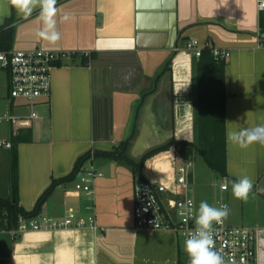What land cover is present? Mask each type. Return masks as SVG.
I'll return each mask as SVG.
<instances>
[{
    "label": "crops",
    "instance_id": "0c3cea01",
    "mask_svg": "<svg viewBox=\"0 0 264 264\" xmlns=\"http://www.w3.org/2000/svg\"><path fill=\"white\" fill-rule=\"evenodd\" d=\"M260 1L57 0L61 39L53 45L35 35L42 27L39 9L24 19L8 0H0V33L12 31L11 47L91 52L90 57L80 54L56 65L51 95L33 107L7 94L5 111L26 123L5 122L3 135L13 147L0 156L10 184L9 194L0 197L12 196L14 147L19 203L32 209L52 180L70 174L88 151L124 146L139 161L172 139L198 143L205 110L222 127L227 186L229 179L244 175L254 184L249 199L255 201V216H228L226 221L257 229V251L264 264V192L259 191L264 189V146L244 149L226 138L230 130L264 124ZM66 13L72 19L62 22ZM192 38L203 46L227 48L231 55L223 63L201 60L184 49ZM201 63L209 65L214 80L203 89ZM191 144L180 151L173 143L146 157L140 169L122 158L94 157L103 172L94 184V208H86L90 200L76 189V177L53 189L41 213L63 218L74 208L81 215H93L96 226L0 232V264H179L183 242L176 233L136 226L134 184L141 178L163 182L172 194L176 168L190 161V188H177V193L188 195L198 179L191 157L196 147Z\"/></svg>",
    "mask_w": 264,
    "mask_h": 264
},
{
    "label": "built area",
    "instance_id": "2783aa9c",
    "mask_svg": "<svg viewBox=\"0 0 264 264\" xmlns=\"http://www.w3.org/2000/svg\"><path fill=\"white\" fill-rule=\"evenodd\" d=\"M259 8H264V0L259 2ZM210 48L216 60H226L231 52L227 48L207 45L192 38L184 49L193 56L200 57L204 48ZM90 57V51H77L73 49H46L41 47L29 49L8 48L0 49V72L7 77L8 98H23L29 106L33 107L43 97H49L52 91L53 68L74 58L77 55ZM32 117L36 116L33 112ZM26 123L11 112H0V156L4 149L13 147V142L3 135V123ZM91 159L78 172L75 187L87 194L90 200L87 209H93L95 196L94 184L98 177L103 175L94 162V151ZM191 162L186 161L176 168L173 187L176 190L168 194L169 186L163 182H155L141 178L134 184V217L136 226L149 230L171 231L178 235L183 242L182 258L179 264H189V258L184 251V241L192 232L195 225V201L186 193H177L181 187L185 191L190 188L188 172ZM227 181L222 183L226 189ZM227 203H219V206ZM145 209H147L145 211ZM5 215V212L3 213ZM96 226L93 215L84 216L74 208H70L63 218H57L42 213L34 216L20 215L17 226L8 228L0 216V232L9 231L16 235L26 230L55 229L67 227ZM214 250L221 253L225 264H261L257 251L258 232L256 228L246 225H232L225 220L222 224L213 225Z\"/></svg>",
    "mask_w": 264,
    "mask_h": 264
},
{
    "label": "clouds",
    "instance_id": "9594fccd",
    "mask_svg": "<svg viewBox=\"0 0 264 264\" xmlns=\"http://www.w3.org/2000/svg\"><path fill=\"white\" fill-rule=\"evenodd\" d=\"M8 4L24 19L39 9L38 18L42 22V27L36 31L35 35L53 45L61 39V33L57 30V0H8ZM70 19L72 17L66 13L61 21L66 22ZM226 138L229 142L244 149L253 144L264 146V124L252 128L230 130L226 133ZM231 183L233 197L247 202L253 191V180L244 175ZM259 191L264 192V189ZM229 214L230 210L227 205L217 208L206 201H201L195 217L196 227L184 241V251L189 258V264H225L221 253L214 250L213 223L222 224Z\"/></svg>",
    "mask_w": 264,
    "mask_h": 264
},
{
    "label": "trees",
    "instance_id": "16d2710c",
    "mask_svg": "<svg viewBox=\"0 0 264 264\" xmlns=\"http://www.w3.org/2000/svg\"><path fill=\"white\" fill-rule=\"evenodd\" d=\"M12 31H3L0 33V49H8L11 48L12 42ZM201 60L208 59V63L216 64L223 63L225 60H216L211 54L210 48H204L202 55L199 57ZM209 68V65H206ZM204 67L203 63L200 64L199 67V83L203 89V85L208 82L212 83L213 76L211 75V69H207ZM208 74V75H207ZM206 104L203 105V109ZM208 106V105H207ZM206 106V107H207ZM222 106V101H220V105ZM210 107V106H208ZM214 117L206 116L205 110L202 112L201 117V125H200V138L198 143L191 144L186 140H176L172 139L166 145L160 146L158 148L152 149L148 151L139 161H135L132 157H130L126 153V148L119 147L113 151H94V157L99 155H106L108 157L113 158H122L126 162L132 164L136 169H140L144 159L152 154H155L159 151L167 149L171 144L175 143L180 146V151L184 150V146L186 144H191L196 147V149L204 156L207 164L215 171L220 173L221 175H227V166H226V155H225V143L223 142V131L220 125H216V122L213 119ZM221 129V130H220ZM21 138H16L19 141ZM15 140V141H16ZM124 145V144H123ZM92 152L88 151L82 156H80L76 162L74 170L63 177L54 178L51 184L44 190V192L38 198L36 205L32 209H26L24 206L19 203L18 196V187H17V169H18V150L17 148L12 149V169H13V192L10 198L0 197V216L8 228H12L17 226L19 216H34L38 215L42 211V206L46 202L48 196L51 194L53 189L60 183L68 180H72L77 177L78 172L81 168L91 159ZM5 212V215L3 213Z\"/></svg>",
    "mask_w": 264,
    "mask_h": 264
},
{
    "label": "rangeland",
    "instance_id": "374dc122",
    "mask_svg": "<svg viewBox=\"0 0 264 264\" xmlns=\"http://www.w3.org/2000/svg\"><path fill=\"white\" fill-rule=\"evenodd\" d=\"M8 86L7 77L5 72H0V112H5L7 99ZM8 129L7 124L3 123V130L6 132ZM190 153V152H189ZM188 153V154H189ZM192 161L194 162L197 172V181L194 188L189 190V196L195 201L196 215L198 213L199 205L201 201H206L213 207L220 208L219 203H227L230 210L229 216L238 218L241 214H244L247 219L255 216L254 200L248 199L247 202L238 200L232 195V181L229 179V186L226 189L222 188V183L225 180V176L221 175L217 171L213 170L206 162L204 156L196 149H193L191 153ZM8 167L5 164L0 166V193L4 196L9 194V178ZM226 221V220H225ZM227 222V221H226ZM232 225H242L236 222ZM214 225V223H213ZM247 225V224H245ZM249 226V225H248ZM251 227V226H250Z\"/></svg>",
    "mask_w": 264,
    "mask_h": 264
}]
</instances>
